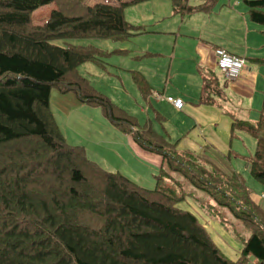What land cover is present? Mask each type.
I'll return each mask as SVG.
<instances>
[{"label": "trees", "instance_id": "1", "mask_svg": "<svg viewBox=\"0 0 264 264\" xmlns=\"http://www.w3.org/2000/svg\"><path fill=\"white\" fill-rule=\"evenodd\" d=\"M146 1L0 0V264H246L249 255L264 264V210L252 201L242 179L180 155L79 73L85 62L106 68L108 52L55 43L128 41L142 26L127 20L126 9ZM171 1L174 12L185 15L207 11L217 0L199 6ZM246 3L251 20L264 25V0ZM50 4L56 7L49 19L35 24L33 13ZM204 74V89L217 90L215 73L209 69ZM132 78L147 90L142 72L133 71ZM53 87L100 108L143 149L161 155L156 187L144 188L106 171L83 146L69 144L50 108ZM261 120L259 125L234 121L232 129H246L257 138L250 165L262 181ZM167 169L251 229L238 262L222 254L194 214L179 208L183 193L165 184L171 177Z\"/></svg>", "mask_w": 264, "mask_h": 264}, {"label": "crops", "instance_id": "2", "mask_svg": "<svg viewBox=\"0 0 264 264\" xmlns=\"http://www.w3.org/2000/svg\"><path fill=\"white\" fill-rule=\"evenodd\" d=\"M207 1L188 0V4L199 6ZM246 1L217 0L207 11H194L185 15L174 12L171 0H149L129 6L126 9V18L128 15L127 20L131 24L142 26V31L139 34L147 33L148 36H154L155 33H160L158 36H162L166 33H174L177 37H181L183 46L180 58L191 60L192 78L191 80L186 79L180 70L172 65L168 66V72L165 66L142 67L141 70H137L135 67L129 68L127 70L131 75L133 71H140L145 76L148 85L145 84L144 87L147 90L138 86L132 79L137 90L146 100V105L138 101L136 91L133 96L131 92H128L125 98H120L128 106L132 96V106L123 110L135 117L140 126H150L160 141L173 145L180 155L194 156L210 171L217 168L226 176L238 175L246 190L249 191L252 201L264 210V199H262L264 180L261 181L252 174L250 165V161L255 158L257 138L246 129H232L234 121L239 120L259 125L261 119L264 120V67L259 65L264 64V50L261 49L264 46V25L251 20L250 9ZM262 11H264V7ZM166 18L171 20L164 23ZM250 32L253 35H250ZM158 38L162 40L161 45L151 42L153 40L151 39L145 46L146 48L139 49L143 53L152 54L148 48L156 46L159 55L166 58L173 57L176 53L177 41L175 48H171L170 52L172 41L167 44L168 36ZM254 38H257L258 41H254ZM250 39L252 44L249 42ZM190 40H193L194 43L200 42L198 52H189ZM217 48H222L230 54L246 59V65L240 76L233 79L221 73L217 67L215 54ZM129 50L132 48H127V51ZM249 61L252 63L248 64ZM108 65L107 62L105 71ZM83 66L90 69V73H85L87 77H90L88 79L94 86V83L97 82L92 80L91 76L96 77L99 72L92 65L83 64ZM171 68L175 70V73L170 75ZM199 68L203 71L210 69L215 73L216 83L212 85L218 87L217 90L204 89L205 74L201 73L200 69V80L197 74ZM124 69L126 68L123 64L118 66V70L123 71ZM79 71L81 72V70ZM206 91L207 98L202 100ZM155 92L182 98L185 103L184 108L179 110L164 99L156 98ZM152 99L155 104H152ZM78 102L81 101L78 100ZM116 103L118 106L119 102ZM96 108L98 107H89L83 102L78 107L85 114L93 113L99 118L100 113ZM140 114L145 117L142 119L143 123L138 120ZM156 114H158L157 117ZM153 115L154 119L151 118ZM100 123L105 132L98 131L99 142L110 145L112 148L123 149L129 157L128 160H132L130 165L124 160H120L119 163L111 162L96 153L93 156L94 150L88 148L85 142L76 144L84 145L90 160L94 161L93 157L103 160L98 164L104 170L119 172L136 184L153 189L152 183H155L156 180L153 171L159 170L160 172L164 165L163 157L143 149L129 134L119 132L112 122L100 118ZM260 127L264 130V123ZM181 182L182 187L173 185L178 192L183 193V200L179 203V208L194 214L222 254L230 261L238 262L241 259L245 242L252 235L250 234L252 233L251 229L237 220L227 208L217 205L202 190L194 187L191 183V185H186L183 180ZM184 204L189 205L190 208L185 207ZM222 217L226 218V225ZM246 264H258V260L249 255Z\"/></svg>", "mask_w": 264, "mask_h": 264}, {"label": "rangeland", "instance_id": "3", "mask_svg": "<svg viewBox=\"0 0 264 264\" xmlns=\"http://www.w3.org/2000/svg\"><path fill=\"white\" fill-rule=\"evenodd\" d=\"M115 2V0H87L90 4H95L97 2ZM55 4L46 5L43 7H40L33 13V22L35 24H43L45 23L51 14V11L55 9ZM127 18L128 15H127ZM170 18H166L164 20L165 22L170 21ZM134 24H137L136 22L131 21ZM152 33V32H151ZM146 34V35H145ZM136 33L130 40L128 41H114L111 39H99V38H81V39H73V40H56L55 43L57 45H66L67 43L74 44V45H92L97 48L102 49L105 52H108V55L105 57V60L109 63L107 66V70L105 71L104 68L98 67L92 62H85L84 65H92L99 73H97V76H91L92 80H95L97 83H94V86L103 92L104 95H106L110 101L116 105L117 101L118 103V110L124 109L127 110L129 108L128 106H132L133 102V94L134 91L138 93V101L141 103H144L146 105V100L143 99L140 92L137 90L135 83L133 82L131 73L127 70L129 68H136L137 70H141L142 67H148V68H154V67H163L165 66L167 68V72L169 69V65L174 66L175 68H178L181 72V74L188 80H191V71H192V65L190 64L191 60H182L180 58V54L182 52V39L181 37H177L174 33H166L162 36H158L160 33H155L154 36H148L147 33ZM168 36L167 44L172 41V45L170 46V52L171 48H175V44L177 41L176 46V53H174L173 57L168 56L167 58L165 56H161L158 54V47L156 46H150L148 48V51L152 52V54L143 53L139 48H146L145 46L148 44V42L158 43V45L162 44V40L158 37H165ZM250 35H253V33L250 32ZM264 38V36H263ZM258 39L254 38V41ZM262 41V40H261ZM250 44H252V40H249ZM200 46V42L194 43L193 40H190V51L189 52H198V48ZM132 48V50L127 51V48ZM262 50H264V46L261 47ZM173 52V51H172ZM252 63L251 61L248 62V64ZM120 64H123L124 69L123 71L118 70V66ZM264 67V64H259ZM260 66V67H261ZM86 66L80 65L78 68L79 73L86 76L85 72H89V68H84ZM88 67V66H87ZM202 68V67H201ZM199 68L197 74L198 77L201 80L200 72L203 73V69ZM200 69L202 71H200ZM200 71V72H199ZM170 75L175 73L174 69H170ZM90 78V77H87ZM171 79V78H170ZM124 84V85H123ZM117 87V88H116ZM131 87V88H130ZM128 92H131L132 96L129 100V104H127L120 98V97H126L125 95L128 94ZM76 98V100H75ZM113 98V100H112ZM78 97L73 92H61L57 87H53L51 90L50 95V108L51 111L56 119V122L63 133L66 141L71 145H78L76 143L78 142H85L88 145V148L93 149V156H95V153L101 157H106L111 162L119 163L120 160L127 161L130 165L132 160H128L129 157L124 153L123 149H117L112 148L110 145H107L105 143H100L99 138L97 137L98 131L105 132L104 128H102V125L100 123L101 119L108 118L100 111L99 108L97 109V112L100 113V117L98 118L97 115L93 113L85 114L83 111H80L78 109L79 105L82 102H78ZM80 101V100H79ZM152 104H155V101L151 100ZM116 103V104H115ZM84 104V103H83ZM87 105V104H85ZM89 107H93L91 105H88ZM125 106V107H123ZM155 106V105H154ZM131 108V107H130ZM152 111V109H151ZM150 111V112H151ZM133 114V113H132ZM145 117L141 116V114L138 117V120L140 123L142 122V119ZM154 119V115L151 117ZM154 122V120H152ZM112 125L121 132L120 128H118L115 124L112 123ZM73 142V143H71ZM99 143V144H97ZM83 146L84 145H80ZM85 148V147H84ZM94 162L96 160L97 164L98 162H102L100 158H94ZM121 164V163H120ZM123 166V164H121ZM166 172L171 177L165 178V184L166 185H181V181L183 180V183L185 182L186 185H191L186 181V179L180 174L176 172H170L168 169ZM155 175L159 174V170L153 171ZM178 179H182L179 181ZM152 182V179H151ZM153 189L156 187V180L155 183H152ZM151 185V186H152ZM150 188V187H149ZM148 188V189H149ZM204 192V191H203ZM207 194L206 192H204ZM208 195V194H207ZM190 208L189 205H185ZM222 219L225 222L226 225V218L222 217ZM250 231V230H249ZM251 232V231H250ZM252 234V233H250ZM251 237V236H250Z\"/></svg>", "mask_w": 264, "mask_h": 264}, {"label": "built area", "instance_id": "4", "mask_svg": "<svg viewBox=\"0 0 264 264\" xmlns=\"http://www.w3.org/2000/svg\"><path fill=\"white\" fill-rule=\"evenodd\" d=\"M215 54L217 57V67L226 77L234 79L241 75L246 65L244 57L230 54L222 48H217ZM154 96L158 99H164L179 110L184 108L185 103L180 97L165 96L158 92H155ZM262 199H264V193L262 194Z\"/></svg>", "mask_w": 264, "mask_h": 264}, {"label": "clouds", "instance_id": "5", "mask_svg": "<svg viewBox=\"0 0 264 264\" xmlns=\"http://www.w3.org/2000/svg\"><path fill=\"white\" fill-rule=\"evenodd\" d=\"M222 73V72H221ZM223 74V73H222Z\"/></svg>", "mask_w": 264, "mask_h": 264}]
</instances>
